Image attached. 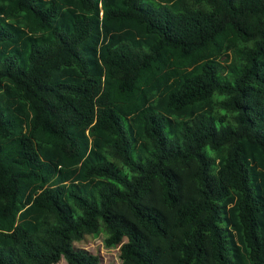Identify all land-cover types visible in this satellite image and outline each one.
I'll return each instance as SVG.
<instances>
[{"label":"trees","instance_id":"16d2710c","mask_svg":"<svg viewBox=\"0 0 264 264\" xmlns=\"http://www.w3.org/2000/svg\"><path fill=\"white\" fill-rule=\"evenodd\" d=\"M264 264V0H0V264Z\"/></svg>","mask_w":264,"mask_h":264},{"label":"rangeland","instance_id":"374dc122","mask_svg":"<svg viewBox=\"0 0 264 264\" xmlns=\"http://www.w3.org/2000/svg\"><path fill=\"white\" fill-rule=\"evenodd\" d=\"M103 231H98L91 235H87L85 241H75V247L86 249L98 256L99 264H119L118 249L115 246H106L102 239ZM53 264H67L64 258H59Z\"/></svg>","mask_w":264,"mask_h":264}]
</instances>
